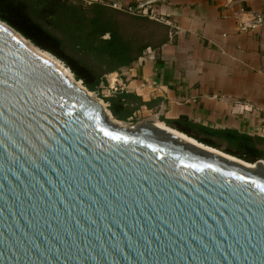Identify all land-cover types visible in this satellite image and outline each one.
Segmentation results:
<instances>
[{"label":"water","instance_id":"obj_1","mask_svg":"<svg viewBox=\"0 0 264 264\" xmlns=\"http://www.w3.org/2000/svg\"><path fill=\"white\" fill-rule=\"evenodd\" d=\"M21 39L0 21V264H264V161L114 124Z\"/></svg>","mask_w":264,"mask_h":264},{"label":"crops","instance_id":"obj_2","mask_svg":"<svg viewBox=\"0 0 264 264\" xmlns=\"http://www.w3.org/2000/svg\"><path fill=\"white\" fill-rule=\"evenodd\" d=\"M97 1V0H85ZM165 22L169 41L131 67L106 77L148 106L136 114L166 126L186 118L212 129L258 135L264 122V22L240 31L264 0H122ZM151 2V4L149 3Z\"/></svg>","mask_w":264,"mask_h":264},{"label":"trees","instance_id":"obj_3","mask_svg":"<svg viewBox=\"0 0 264 264\" xmlns=\"http://www.w3.org/2000/svg\"><path fill=\"white\" fill-rule=\"evenodd\" d=\"M108 0H0V21L69 69L88 92L106 86V77L131 67L148 49L158 50L170 27L138 10ZM104 101L114 120L125 122L142 106L139 96L117 90ZM166 126L248 164L264 161V137L212 129L178 118Z\"/></svg>","mask_w":264,"mask_h":264},{"label":"rangeland","instance_id":"obj_4","mask_svg":"<svg viewBox=\"0 0 264 264\" xmlns=\"http://www.w3.org/2000/svg\"><path fill=\"white\" fill-rule=\"evenodd\" d=\"M89 96L91 99L99 102L100 104H102L103 108L106 111L108 110V104L104 101L105 97H109L110 94L107 92V87L106 86H101L99 91L96 92H88ZM110 120L114 123V124H118L120 126H124V127H133L134 125L138 124V123H142V122H152L148 116H143V115H138L136 114L135 116L131 117L130 119H128L125 122H119L113 119L112 116H110Z\"/></svg>","mask_w":264,"mask_h":264},{"label":"built area","instance_id":"obj_5","mask_svg":"<svg viewBox=\"0 0 264 264\" xmlns=\"http://www.w3.org/2000/svg\"><path fill=\"white\" fill-rule=\"evenodd\" d=\"M114 7L118 6L116 4H113ZM264 22V14L263 13H256L252 16L250 23L248 25H240L239 30L240 31H249L254 32L262 27ZM117 91V89L114 86L107 87V92L112 95ZM258 136L264 137V122L261 125Z\"/></svg>","mask_w":264,"mask_h":264},{"label":"bare ground","instance_id":"obj_6","mask_svg":"<svg viewBox=\"0 0 264 264\" xmlns=\"http://www.w3.org/2000/svg\"><path fill=\"white\" fill-rule=\"evenodd\" d=\"M22 42L30 49L32 50L33 52L39 54L40 56L46 58L47 60H49L50 62H52L53 64H55L56 66H58L59 68H61L66 74L67 76L72 79V75L70 74V72L65 68L63 67V65L58 61L56 60V58H54L52 55H50L49 53L47 52H44V51H41L40 49L36 48L35 46H33L30 42H28L27 40H23L21 39ZM77 85H80V83L77 82ZM89 94V93H88ZM102 105V104H101ZM103 107V106H102ZM105 110V109H104ZM106 111V110H105ZM106 113L108 114L109 116V119H110V113L108 111H106ZM111 121V120H110ZM157 125V124H156ZM158 126V125H157ZM159 127L160 128H169V127H165L163 124H159ZM171 129V128H170ZM190 141L192 142H195L194 139L190 138ZM197 143V142H196Z\"/></svg>","mask_w":264,"mask_h":264}]
</instances>
